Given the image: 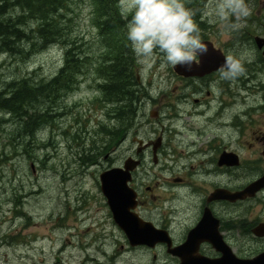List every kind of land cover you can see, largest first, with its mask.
I'll return each instance as SVG.
<instances>
[{
  "label": "flooded vegetation",
  "instance_id": "flooded-vegetation-1",
  "mask_svg": "<svg viewBox=\"0 0 264 264\" xmlns=\"http://www.w3.org/2000/svg\"><path fill=\"white\" fill-rule=\"evenodd\" d=\"M246 3L250 15L242 22H237L234 17L228 18V27L233 36L224 43L216 33L220 31L219 24L211 23V17L207 14L197 17L201 39L209 45L206 58L225 64L228 57L232 56L241 62L244 72L234 80L226 81L220 79L221 68L202 75H179L172 68L181 83L178 91L175 89L174 92L169 90V93H161L166 89H158L155 93L146 94L148 96L137 94L132 104L133 117L129 123L125 120L128 102L120 100L116 127L119 138L111 152L123 148L129 138L134 148L122 158L109 157L104 152L105 157L98 159V154L109 147V143H102L100 149L96 147V158H80L81 166H86L85 169L90 165L99 167L93 181L101 198L98 201L100 205L91 211L88 191H78L82 197L77 198L72 210H67L68 207L62 218L50 222L53 227L42 228L45 240L38 238L39 229H34L26 238L20 236L19 231H16L17 234L8 233L5 236L8 246L26 247L14 254L19 262L181 264L186 254L203 259L221 257L222 253L213 246L217 241L222 242L239 258L253 257L244 252L246 245L243 243L264 239V236H254L253 233V228L264 222V217L252 216L250 212L252 204L264 196V187L251 197L235 201L212 198L218 189L237 192L264 174V126L257 127L249 134L251 142L248 144L249 147H256V157H241L227 145L221 147L222 137L219 133L221 128L236 129L238 126L237 111L231 113L228 120L222 119L230 108H235L234 87H246L254 81L263 82L264 0H246ZM200 64L198 55L192 68ZM59 71L38 84H31L36 87L33 89L37 90L43 83L53 81ZM56 81L53 89L44 93L42 102L59 98V81ZM145 96L148 97L144 105L146 108L141 107ZM40 107H37L36 114L33 108L29 109L27 115H23L15 124L26 123L27 128H36L35 120L39 122L38 117H42L39 124L43 125L53 114L46 108L47 117L43 119L44 111L40 113ZM260 108L264 109V103ZM245 111L240 112L241 117ZM187 116L190 121L187 128L176 125L179 119L186 121ZM142 125L148 128L140 131ZM190 129H194L193 132ZM233 142H237L235 137ZM148 153L151 155L149 159ZM222 153L236 154L238 158L234 160L228 156L222 163ZM127 159L136 161L127 182L132 196L121 201L128 207L126 211L115 215L101 190L100 174L112 168H122ZM161 162L167 174H152ZM83 171L82 175L86 170ZM86 199L90 203H86ZM65 218L70 221L65 222Z\"/></svg>",
  "mask_w": 264,
  "mask_h": 264
},
{
  "label": "rangeland",
  "instance_id": "rangeland-1",
  "mask_svg": "<svg viewBox=\"0 0 264 264\" xmlns=\"http://www.w3.org/2000/svg\"><path fill=\"white\" fill-rule=\"evenodd\" d=\"M214 2L215 0H206V13L209 16L208 5ZM92 11L91 0H73L70 13L66 15L68 18L64 23L68 38L71 42L76 41L79 50L88 56V64L84 68L80 83L66 94L61 92L56 100L57 104L50 98L47 102H42L40 99L32 106L34 110L41 106L39 112L44 111L43 116H47V108L49 113L57 117L51 116L43 125L39 124L41 118L38 117L39 122L35 120L37 125L33 132L25 134L20 131L24 132L28 129V124H15L10 120L14 117L13 115L0 111V118L5 117L7 121L0 122V264H23L14 254H18L26 247L8 246L7 238L5 239L8 233L17 234L16 231H19L20 236L26 238L33 233L34 229H39L38 238L45 240L46 235L42 228L53 227L49 224L50 222L62 218L68 207L70 208L67 210H72L78 201L77 198L82 197L77 194L78 191H88L91 211L100 205L98 201L101 198L93 181L99 167L93 165L85 169L86 166H81L80 158H96V147H100L104 140L103 143H109V147L101 153L98 151V159L103 158L105 154L116 159L122 158L134 148L129 138L123 148L114 149L111 152L118 139L116 129L118 121L109 118L108 113L111 109L108 108L105 111L100 100L102 93L97 83L101 77L97 73L96 65L106 50L100 44L99 30L94 22ZM18 12H20L19 9H13L10 13L16 15ZM209 21L220 25V31L216 33L221 42L224 43L232 38L233 34L229 30L228 22L222 25L214 21L212 17ZM20 45L23 51H28V44L24 42ZM41 48H35L36 51L32 50L25 54L6 53V55L0 52V91H3L10 82H17L23 78L38 84L42 79L54 75L60 69L64 63V48L59 44ZM133 63L136 81L140 87L139 96L155 93L158 89H166L161 93H169V90L174 92L175 89L176 92L178 91L181 84L179 78L171 67L160 66L159 57L148 65L138 63L134 57ZM262 78V83L254 81L252 84L248 83L246 87L244 85L234 87L235 108H230L222 117L228 120L230 114L237 111L238 127L236 129L221 128L219 133L222 137L221 147L227 145L236 150L241 157L258 156L256 147L253 145L249 147L248 143L251 142L249 136L251 131L264 126V109L260 108L264 103V77ZM146 96L143 99L144 102H141V107L148 99ZM25 106H30V103ZM186 107L190 108V106ZM242 109L246 110L243 118L240 116ZM145 119L146 117L142 119V123ZM182 121L179 120L176 124L187 128L189 120L184 121L185 123ZM101 124L102 128H100ZM109 128L111 132H108ZM145 128L148 126L142 125L140 131ZM234 137L237 140L236 143L233 142ZM91 148L93 149L90 150ZM150 157L148 153L147 158ZM164 168L161 162L157 168H154L155 171L152 174L166 175ZM83 170H86L84 175H82ZM86 203L90 201L86 199ZM250 212L252 216L264 217V196L252 204ZM64 221L70 220L65 218ZM34 224L36 225L33 226ZM23 227L27 229L23 230ZM243 244L246 245L244 247L246 254L255 256L264 251V239H253Z\"/></svg>",
  "mask_w": 264,
  "mask_h": 264
},
{
  "label": "trees",
  "instance_id": "trees-1",
  "mask_svg": "<svg viewBox=\"0 0 264 264\" xmlns=\"http://www.w3.org/2000/svg\"><path fill=\"white\" fill-rule=\"evenodd\" d=\"M72 1L0 0L1 53L25 54L49 44H59L64 48V63L53 81L43 83L37 90L30 85L34 83H29L26 79L8 84L0 91V111L7 112L19 120L23 115H27V107L31 108L35 102L43 100L44 93L53 89L56 80L59 81L60 95L80 83L84 68L88 64V56L79 50L76 41L71 42L64 28ZM204 1L186 0V6L192 9L195 19L199 15V4ZM91 4L94 22L99 30L100 44L107 51L96 65L97 73L101 77L97 85L101 90L102 100L112 105L109 107V118L118 120L117 105L120 100L125 99L128 102L125 120L129 122L133 117V106L130 105L133 104L138 91L133 89V84L136 86L137 82L133 63L135 56L125 36L127 18L121 11L119 0H91ZM13 9H19L20 12L13 15L10 13ZM24 42L28 44V51L23 52L20 44ZM29 103L30 106L26 107ZM45 117L43 116V119H46ZM0 119V122L6 121L5 117ZM33 129L30 127L20 133L28 134L33 132ZM108 132H111L110 128Z\"/></svg>",
  "mask_w": 264,
  "mask_h": 264
},
{
  "label": "clouds",
  "instance_id": "clouds-1",
  "mask_svg": "<svg viewBox=\"0 0 264 264\" xmlns=\"http://www.w3.org/2000/svg\"><path fill=\"white\" fill-rule=\"evenodd\" d=\"M120 8L127 18L125 36L138 63L148 65L159 57L162 68L191 70L197 56L207 53L186 0H120ZM207 11L222 25L229 17L242 22L250 15L246 0H215ZM243 72L241 62L229 56L220 79L231 81Z\"/></svg>",
  "mask_w": 264,
  "mask_h": 264
},
{
  "label": "water",
  "instance_id": "water-1",
  "mask_svg": "<svg viewBox=\"0 0 264 264\" xmlns=\"http://www.w3.org/2000/svg\"><path fill=\"white\" fill-rule=\"evenodd\" d=\"M206 44V42H204ZM207 47L209 46L206 44ZM200 56V55H199ZM207 53L200 56V65L186 70L184 68L176 67L174 70L180 75H202L221 68L223 63L216 61L215 59H207ZM230 156L234 160L238 158L236 154L222 153L220 156L221 162L224 163L225 159ZM264 156V153H263ZM136 165V161L127 159L122 168H112L100 174L101 190L104 196L107 198L112 212L116 215L121 211H126L128 208L124 202L128 197H131V190L127 186V182L130 179V171ZM114 184V186H113ZM264 187V174L257 180L251 182L244 189L237 192H230L225 189L216 190L212 198L229 199L231 201L244 199L245 197L253 196L259 189ZM253 233L256 236H264V222L259 223L253 228ZM213 246L219 250L222 254L221 257L216 259H203L201 257L194 258L186 254L181 264H264V251L256 254L251 258H239L232 253V251L225 246L222 242L217 241ZM193 247V246H191Z\"/></svg>",
  "mask_w": 264,
  "mask_h": 264
},
{
  "label": "bare ground",
  "instance_id": "bare-ground-1",
  "mask_svg": "<svg viewBox=\"0 0 264 264\" xmlns=\"http://www.w3.org/2000/svg\"><path fill=\"white\" fill-rule=\"evenodd\" d=\"M199 6H200V8L199 9H197L198 11H199V15L201 14L202 16L203 15H206L207 13H206V0L203 2V3H201V4H199ZM15 12H17V11H15ZM197 19V18H196ZM194 20L195 22L197 21V20ZM18 43V42H17ZM45 45V44H44ZM50 45V44H49ZM80 45V44H79ZM46 46L47 45H45V48H46ZM38 47V46H37ZM38 48H40V47H38ZM43 48V47H42ZM41 48V49H42ZM37 50V49H36ZM35 49H34V51H36ZM3 51V50H2ZM7 51V50H6ZM1 52V51H0ZM24 52V51H23ZM6 54V53H5ZM2 55V54H1ZM7 55V54H6ZM9 56H11V55H9ZM26 56V55H25ZM28 56V55H27ZM26 56V57H27ZM25 57V58H26ZM65 74V73H64ZM63 76V75H62ZM64 77V76H63ZM49 79V78H48ZM18 81V80H17ZM5 83H6V81H4ZM28 82V81H27ZM26 82V83H27ZM11 83V82H10ZM24 83H25V81H24ZM31 85V84H30ZM59 86V85H58ZM34 88H35V86H33ZM60 88V87H59ZM102 89H104V87L102 88ZM113 89V88H112ZM133 89L135 90V91H139L140 90V87H138V83L136 82V86L133 84ZM57 90V89H56ZM66 91V90H65ZM112 91V90H111ZM38 93H40V92H38ZM137 93V92H136ZM60 94V93H59ZM140 94V93H139ZM245 95V94H244ZM136 96V95H135ZM141 96V95H140ZM41 98V97H40ZM45 100V99H44ZM55 99H53V101H54ZM134 100V99H133ZM55 103H56V101H55ZM59 103V102H58ZM107 103V102H106ZM111 103V102H110ZM190 103V102H189ZM188 103V104H189ZM51 104V103H50ZM57 104V103H56ZM55 104V105H56ZM180 104V103H179ZM45 105H47V104H45ZM184 105H186V104H184ZM33 106V105H32ZM130 106H132V105H130ZM182 106V105H181ZM247 106V105H246ZM27 107V106H26ZM53 107V106H52ZM123 107V106H122ZM128 107V106H127ZM184 107V106H183ZM186 107V106H185ZM27 108H29V107H27ZM32 108V107H31ZM42 108V107H41ZM60 109V108H59ZM180 109V108H179ZM195 109V108H194ZM249 109V108H248ZM26 110V109H25ZM34 110V109H33ZM48 110V109H47ZM52 110V109H51ZM57 110V109H56ZM184 110V109H183ZM243 110V109H242ZM2 111V110H1ZM12 111V110H11ZM60 111V110H59ZM189 110H186L185 112H188ZM192 111V110H191ZM2 112H4V111H2ZM15 112V111H14ZM32 112V111H31ZM34 112H35V114L37 113V110H34ZM46 112V111H45ZM53 112H55V111H53ZM181 112V111H180ZM197 112V111H196ZM195 112V113H196ZM68 113V112H67ZM184 113V112H183ZM182 113V114H183ZM123 114V113H122ZM181 114V113H180ZM181 114V115H182ZM66 115V114H65ZM46 116V115H45ZM44 116V117H45ZM54 116V115H53ZM63 116V115H62ZM180 116V115H179ZM178 116V117H179ZM241 116V115H240ZM244 116V115H243ZM47 117V116H46ZM45 117V118H46ZM54 117H57V116H54ZM175 117V116H174ZM178 117H176V118H178ZM199 117V116H198ZM16 118V119H15ZM51 118V117H50ZM185 118V117H184ZM187 118H188V116H187ZM243 118V117H242ZM171 118H169V120H170ZM175 119V118H174ZM10 120L12 121V122H16V120H17V117H12V118H10ZM46 120V119H45ZM50 120H52V119H50ZM166 120V119H165ZM177 120V119H176ZM180 120V119H179ZM188 120V119H187ZM48 121V120H47ZM137 121H139V120H137ZM45 122V121H44ZM51 122V121H50ZM168 122V121H167ZM171 122V121H170ZM182 122H184V120L182 121ZM190 121H188V123H189ZM47 123V122H46ZM136 123V122H135ZM169 123V122H168ZM167 123V124H168ZM178 123H179V121H178ZM177 123V124H178ZM185 123V122H184ZM54 124V123H53ZM130 124H132V123H130ZM176 124V125H177ZM181 124V123H180ZM183 124V123H182ZM132 125H134V124H132ZM131 125V126H132ZM186 125V124H185ZM170 126V125H169ZM43 127V126H42ZM174 127H176V126H174ZM238 127V126H237ZM40 128V127H39ZM130 128V127H129ZM172 128H173V126H172ZM183 128V127H182ZM209 129V128H208ZM219 129H220V127H219ZM39 130V129H38ZM194 130V129H193ZM193 130L191 131V129H190V131L191 132H193ZM126 131V130H125ZM186 131H188V130H186ZM215 131V130H214ZM210 132V131H209ZM213 132V131H212ZM222 132H223V130H222ZM233 132V131H232ZM184 133V132H183ZM208 133V132H207ZM180 135H181V132L179 133ZM205 134V133H204ZM191 135V134H190ZM213 135V134H212ZM178 136V135H177ZM96 137V136H95ZM117 138H119V137H117ZM177 138V137H176ZM195 138H197V137H195ZM93 139V138H92ZM127 139V138H126ZM109 140V139H108ZM176 140V139H175ZM103 141V140H102ZM105 141V140H104ZM103 141V142H104ZM189 141V140H188ZM191 141V140H190ZM189 141V142H190ZM99 142H101V141H99ZM103 142H101V143H103ZM108 142V141H107ZM176 142V141H175ZM180 142V141H179ZM95 143V142H94ZM178 143V142H177ZM112 144H114V143H112ZM184 144V143H183ZM187 144H189V143H187ZM191 144H193V143H191ZM178 144H176V146H177ZM186 145V144H185ZM109 146V145H108ZM102 147V146H101ZM183 147V146H182ZM173 148V147H172ZM93 148H91L90 150H92ZM177 149H178V147H177ZM180 149V148H179ZM182 149H184V148H182ZM188 149H189V147H188ZM191 150V149H190ZM195 150V149H194ZM180 151V150H179ZM196 151V150H195ZM87 152V151H86ZM193 152V151H192ZM177 153V152H176ZM166 154V153H165ZM195 154V153H194ZM84 155V154H83ZM86 155V154H85ZM167 155V154H166ZM192 155V154H191ZM196 155V154H195ZM177 156V155H176ZM187 156V155H186ZM105 157V156H104ZM159 158V157H158ZM177 158V157H176ZM157 159V158H156ZM193 159V158H192ZM198 159V158H197ZM86 160V159H85ZM91 160V159H90ZM103 160H105V159H103ZM109 160V159H108ZM158 160V159H157ZM176 161V160H175ZM174 161V162H175ZM91 162H92V160H91ZM142 163V162H141ZM155 163H156V161H155ZM88 164V163H87ZM97 164V163H96ZM91 166V165H90ZM172 166V165H171ZM139 167V166H138ZM141 167V166H140ZM175 168H176V166H175ZM140 169V168H139ZM169 169H170V167H169ZM30 187V186H29ZM27 189H29V188H27ZM80 189V188H79ZM81 191V190H80ZM77 194H78V192H77ZM77 196V195H76ZM66 212V211H65ZM64 214V213H63ZM54 220H55V218H54ZM1 230V229H0ZM255 236V235H254ZM257 240V239H256ZM251 241V240H250ZM7 247V246H6ZM2 248V247H1Z\"/></svg>",
  "mask_w": 264,
  "mask_h": 264
}]
</instances>
